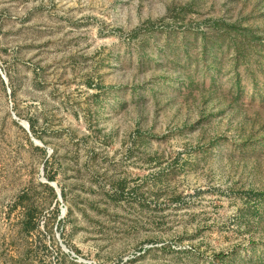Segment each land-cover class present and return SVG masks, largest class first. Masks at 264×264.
Returning a JSON list of instances; mask_svg holds the SVG:
<instances>
[{
  "label": "rangeland",
  "instance_id": "374dc122",
  "mask_svg": "<svg viewBox=\"0 0 264 264\" xmlns=\"http://www.w3.org/2000/svg\"><path fill=\"white\" fill-rule=\"evenodd\" d=\"M207 19L264 38V0H0V264H264V67L169 64Z\"/></svg>",
  "mask_w": 264,
  "mask_h": 264
},
{
  "label": "trees",
  "instance_id": "16d2710c",
  "mask_svg": "<svg viewBox=\"0 0 264 264\" xmlns=\"http://www.w3.org/2000/svg\"><path fill=\"white\" fill-rule=\"evenodd\" d=\"M206 24L205 30L188 33L191 39L184 40L179 50L182 57L176 53L177 47L172 43L167 45L169 52H174L169 64L176 65L180 60L186 64L179 68L173 79L178 80L180 77L181 95L186 92L191 95L195 92L198 96L205 93L215 94L218 88L216 82L220 80L219 71L227 53L232 55L230 63L235 72L234 78L232 77L234 86H240L238 74L240 67L249 75L255 71H262V66L264 67V61H260L264 58L263 37L256 35L250 28L237 25L236 22L228 24L219 19H207ZM206 79L209 81L208 86L204 83ZM28 123L29 130L34 133L33 122L29 120ZM48 189L52 190L50 187ZM263 195L264 193L257 194L259 197ZM23 220L27 231L35 230L36 223L30 209L24 210Z\"/></svg>",
  "mask_w": 264,
  "mask_h": 264
},
{
  "label": "water",
  "instance_id": "95a60500",
  "mask_svg": "<svg viewBox=\"0 0 264 264\" xmlns=\"http://www.w3.org/2000/svg\"><path fill=\"white\" fill-rule=\"evenodd\" d=\"M27 132H29V127L25 122H20L19 123ZM33 143L37 146H41V143L32 139ZM50 187H52L56 193V197L58 201H61V194H60V190L57 188L55 183H50V182H46ZM58 239V237H57ZM59 245L61 247V249L65 252V253H69V250L65 247V245L62 244V242L60 241V239H58ZM73 256V254H71Z\"/></svg>",
  "mask_w": 264,
  "mask_h": 264
}]
</instances>
